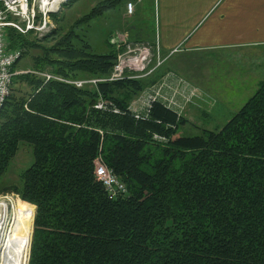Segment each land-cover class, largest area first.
I'll return each instance as SVG.
<instances>
[{
	"label": "trees",
	"instance_id": "trees-1",
	"mask_svg": "<svg viewBox=\"0 0 264 264\" xmlns=\"http://www.w3.org/2000/svg\"><path fill=\"white\" fill-rule=\"evenodd\" d=\"M77 1L51 14L56 26L41 38L5 30L8 49L22 52L12 71L33 62L13 77L0 111V180L20 144L33 147L34 163L13 188L36 212L29 264H264V81L217 131L181 136L189 121L162 101L136 119L131 103L159 83L158 72L83 88L65 82L110 77L111 37L123 28L103 37L101 52L86 33L135 0H105L70 23L64 12ZM100 101L105 109L95 108ZM97 160L127 195L109 197Z\"/></svg>",
	"mask_w": 264,
	"mask_h": 264
},
{
	"label": "rangeland",
	"instance_id": "rangeland-1",
	"mask_svg": "<svg viewBox=\"0 0 264 264\" xmlns=\"http://www.w3.org/2000/svg\"><path fill=\"white\" fill-rule=\"evenodd\" d=\"M103 1L105 0H78L72 8L65 10L64 17L67 15L68 21L72 23L74 20L89 14L95 6ZM54 2L55 0H48L46 2L48 5H46L44 9L47 10L52 8L51 4L54 5ZM66 2H68V0H60L58 2L60 10H62L61 7ZM35 4L37 5V9L38 5L42 7L41 1H36ZM124 11L125 5L119 10L106 13L103 17L93 21L91 26L88 27L89 31L87 30L86 35L91 37L93 47L99 52H101L99 48H104L102 43L103 37L109 34L115 27L120 25L124 32H126L125 25L128 24L127 22H129V19L125 18ZM122 17L124 18L123 25L118 22ZM227 53L228 51L216 50L194 54L193 60H195L196 63L192 71H181V75L178 76L173 74L178 79V87L174 89V93L179 91L180 87H182L187 96H191L192 93L195 94V96H191L188 99L181 96L182 103H180V105L182 109L179 111L182 112L181 115L189 121L188 125L181 128V136L195 137L201 135L203 130L217 131L222 129L233 116L243 108L250 98H252L258 90L260 83L264 81V77L260 79L261 81H258V79L254 80L255 76L253 74H251L250 79L247 78V74L252 73L253 69H258L262 65L264 66L263 58L259 57V55L258 57L253 55L258 54L257 52L251 53L246 51L247 54L252 55L238 60L232 59V61H230V58L226 57ZM246 53L244 51L243 54H237L244 55ZM188 57V55H179L176 56L175 59L181 60V63H187V61H189ZM31 65H33L31 58L23 60L16 75L30 73L31 71L29 69H31ZM164 67L168 68L169 65ZM161 68L162 66L155 72H159ZM42 75L45 77V75L51 74L43 73ZM158 84L164 87L162 91L164 98L174 97L173 89L169 85V82L160 81ZM158 84L147 88L138 98H135L130 107L138 110L140 113L146 112L148 98L150 95L156 94L160 87ZM170 91H172L171 95ZM159 101L164 102L165 100L161 98ZM33 163V147L27 143H21L19 151L12 160L6 175L0 180V200H10V203L15 207L14 212L11 214L9 213V224L15 225L17 222H20L23 212L32 215L34 213V211L26 205L30 203L25 202L18 193L13 191L15 186L19 188L21 185V175L28 170ZM33 207L36 208L34 205ZM22 208H26L29 211ZM34 214L36 215V213ZM32 235H34V228ZM31 241L33 242V237ZM32 242L27 264H29L30 261Z\"/></svg>",
	"mask_w": 264,
	"mask_h": 264
},
{
	"label": "crops",
	"instance_id": "crops-1",
	"mask_svg": "<svg viewBox=\"0 0 264 264\" xmlns=\"http://www.w3.org/2000/svg\"><path fill=\"white\" fill-rule=\"evenodd\" d=\"M124 15L129 19L125 26L132 39L153 42L158 32L160 59L164 66L169 65H162L159 80L169 82L178 103L182 98L174 93L178 87L174 75L193 70L194 54L224 50L232 61L251 56L248 51L257 52L253 55L264 60V0H141L133 16L126 8ZM118 22L123 25L124 18ZM179 55H188L189 61L181 63L175 59ZM251 74L254 80L263 79L264 66L253 69L247 78Z\"/></svg>",
	"mask_w": 264,
	"mask_h": 264
},
{
	"label": "built area",
	"instance_id": "built-area-1",
	"mask_svg": "<svg viewBox=\"0 0 264 264\" xmlns=\"http://www.w3.org/2000/svg\"><path fill=\"white\" fill-rule=\"evenodd\" d=\"M36 1H41L42 7L38 5L37 9ZM140 1L137 0L136 2H129L127 4L128 15L132 16L135 13L136 6ZM46 2L45 0H0V111L11 95L13 77L17 74L12 71V68L22 56L20 50L12 51L8 49L5 30L8 27H12L23 34L35 32L40 38L50 33L55 28L51 14L58 13L60 8L58 1L55 6L51 4L52 8L45 10V6L48 5ZM112 44L115 46L117 59L108 79L65 81L52 75H45L47 81L56 79L75 85L78 88H83L90 84L96 85L101 81H121L125 78L140 79L150 76L164 62L160 59V40L158 34L154 42H136L130 38L127 32L118 29L113 34ZM163 90L164 87L161 85L155 95L149 96L146 110H149L151 104L159 101L161 98L165 100L164 103L169 107L178 111L181 110L182 106L174 97L164 98L162 94ZM176 94L185 99L195 96L194 93L191 96H187L182 87H180V90ZM106 107L107 104L104 101H100L95 106V108L100 110ZM130 110L136 119L142 118V112L140 113L132 107H130ZM114 112L118 113L117 110H114ZM95 175L105 187L110 198L114 199L121 195H127L126 185L102 160L96 161ZM10 212L13 213V210ZM11 225H7L6 229L9 230Z\"/></svg>",
	"mask_w": 264,
	"mask_h": 264
},
{
	"label": "bare ground",
	"instance_id": "bare-ground-1",
	"mask_svg": "<svg viewBox=\"0 0 264 264\" xmlns=\"http://www.w3.org/2000/svg\"><path fill=\"white\" fill-rule=\"evenodd\" d=\"M57 1L60 0H55V4ZM10 202L0 200V264H27L33 237L34 216L23 212L20 222L13 224L9 230L6 229L10 222L9 213L15 210Z\"/></svg>",
	"mask_w": 264,
	"mask_h": 264
},
{
	"label": "water",
	"instance_id": "water-1",
	"mask_svg": "<svg viewBox=\"0 0 264 264\" xmlns=\"http://www.w3.org/2000/svg\"><path fill=\"white\" fill-rule=\"evenodd\" d=\"M36 209V211H37V208H35ZM36 213V212H35Z\"/></svg>",
	"mask_w": 264,
	"mask_h": 264
}]
</instances>
